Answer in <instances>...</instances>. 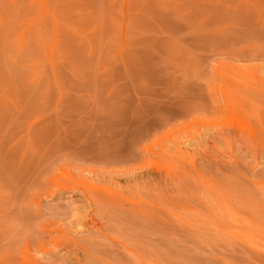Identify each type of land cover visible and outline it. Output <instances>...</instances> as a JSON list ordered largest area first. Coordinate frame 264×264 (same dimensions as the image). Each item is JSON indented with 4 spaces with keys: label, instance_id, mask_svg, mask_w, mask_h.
Listing matches in <instances>:
<instances>
[{
    "label": "rangeland",
    "instance_id": "374dc122",
    "mask_svg": "<svg viewBox=\"0 0 264 264\" xmlns=\"http://www.w3.org/2000/svg\"><path fill=\"white\" fill-rule=\"evenodd\" d=\"M0 264H264V0H0Z\"/></svg>",
    "mask_w": 264,
    "mask_h": 264
}]
</instances>
